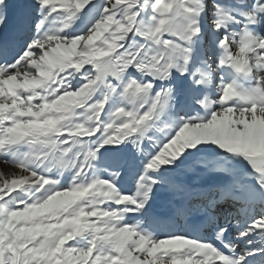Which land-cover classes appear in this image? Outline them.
<instances>
[{"label":"snow or ice","instance_id":"snow-or-ice-1","mask_svg":"<svg viewBox=\"0 0 264 264\" xmlns=\"http://www.w3.org/2000/svg\"><path fill=\"white\" fill-rule=\"evenodd\" d=\"M0 264H264V0H0Z\"/></svg>","mask_w":264,"mask_h":264},{"label":"rangeland","instance_id":"rangeland-1","mask_svg":"<svg viewBox=\"0 0 264 264\" xmlns=\"http://www.w3.org/2000/svg\"><path fill=\"white\" fill-rule=\"evenodd\" d=\"M159 212H160V214H161L162 217H166L167 214H168V209H166V208H160L159 209ZM180 222L182 223V221H180Z\"/></svg>","mask_w":264,"mask_h":264}]
</instances>
